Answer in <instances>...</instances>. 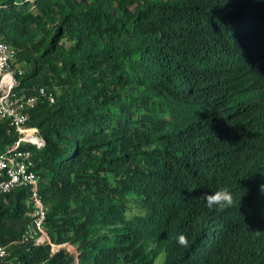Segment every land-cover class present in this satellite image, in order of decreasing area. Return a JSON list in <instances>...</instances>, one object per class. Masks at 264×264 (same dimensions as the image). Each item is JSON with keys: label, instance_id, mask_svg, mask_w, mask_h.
Here are the masks:
<instances>
[{"label": "trees", "instance_id": "16d2710c", "mask_svg": "<svg viewBox=\"0 0 264 264\" xmlns=\"http://www.w3.org/2000/svg\"><path fill=\"white\" fill-rule=\"evenodd\" d=\"M0 35L54 96L22 146L43 232L33 189L0 194V264H264V0H0Z\"/></svg>", "mask_w": 264, "mask_h": 264}, {"label": "built area", "instance_id": "2783aa9c", "mask_svg": "<svg viewBox=\"0 0 264 264\" xmlns=\"http://www.w3.org/2000/svg\"><path fill=\"white\" fill-rule=\"evenodd\" d=\"M17 54L18 52L7 45L0 35V122L7 121L21 136L7 151L0 154V194L9 193L20 187L33 189L36 204L33 213L34 229L43 232L42 224L46 217V209L39 199L38 178L33 170V153L22 146L32 143L38 148L43 147L38 130L30 129L27 124L30 120V111L39 100L47 98L54 102V96L43 87L33 95L17 91V77L24 73L23 67L17 63ZM5 254V250L0 248V256Z\"/></svg>", "mask_w": 264, "mask_h": 264}, {"label": "clouds", "instance_id": "9594fccd", "mask_svg": "<svg viewBox=\"0 0 264 264\" xmlns=\"http://www.w3.org/2000/svg\"><path fill=\"white\" fill-rule=\"evenodd\" d=\"M203 199L209 209L230 207L234 203V193L228 187H221L216 191L205 193ZM176 239L179 245L187 246L188 237L185 234H179Z\"/></svg>", "mask_w": 264, "mask_h": 264}, {"label": "rangeland", "instance_id": "374dc122", "mask_svg": "<svg viewBox=\"0 0 264 264\" xmlns=\"http://www.w3.org/2000/svg\"><path fill=\"white\" fill-rule=\"evenodd\" d=\"M70 250H73V249L70 248ZM73 251H74V250H73ZM161 260H162V259L160 258V259L158 260V262H160Z\"/></svg>", "mask_w": 264, "mask_h": 264}]
</instances>
